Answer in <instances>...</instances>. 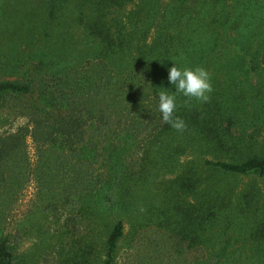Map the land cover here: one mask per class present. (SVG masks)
I'll use <instances>...</instances> for the list:
<instances>
[{"label":"trees","instance_id":"16d2710c","mask_svg":"<svg viewBox=\"0 0 264 264\" xmlns=\"http://www.w3.org/2000/svg\"><path fill=\"white\" fill-rule=\"evenodd\" d=\"M132 1L0 0V32L9 30V38L36 32L41 45L0 61V123L9 116L26 120L0 134V264H24L2 226L30 179L42 211L120 217L106 231L101 264H114L122 217L130 234L151 225L160 238L149 241L167 240L172 251L157 252L161 259L202 248L196 264H244L264 250V139L258 144L259 131L245 132L240 114L253 105L249 123L264 128V39L248 60L218 55L211 52L214 41L201 39L190 23L168 22L174 3L184 1L171 0L147 41L156 0H143L125 23L110 17ZM76 24L85 33L81 49L70 30ZM173 62L204 68L212 85L207 102L177 94L183 131L163 123L157 108L159 92L174 91L167 81ZM172 140L180 143L175 150L191 146L212 158L188 163L168 185L154 186L151 166L168 167L176 155L156 151L135 163V152ZM239 176L248 182L236 190L228 180ZM232 240L240 246L227 252ZM71 251L70 264H86V250Z\"/></svg>","mask_w":264,"mask_h":264},{"label":"rangeland","instance_id":"374dc122","mask_svg":"<svg viewBox=\"0 0 264 264\" xmlns=\"http://www.w3.org/2000/svg\"><path fill=\"white\" fill-rule=\"evenodd\" d=\"M9 0H1L5 5ZM143 0H133L123 8L113 11L112 16H117L125 23L127 14L136 11ZM154 2V0H153ZM171 0H156V6L152 12L153 24L147 32V41H150L155 27L164 21L169 12ZM116 13V14H115ZM183 20L193 25L198 36L211 43L212 51L219 53H229V55L241 54V56L252 55L258 47V42L264 39V0H184L175 2L172 16L169 23L180 25ZM81 26L74 25L70 28L74 36L78 38L77 48L81 49L82 42L86 41L85 33ZM138 32V31H136ZM9 30L0 32V61H4L8 53L27 52L31 48L36 49L38 35L33 33L32 37L21 35L9 38ZM28 53V52H27ZM215 54V53H214ZM255 76L252 75V80ZM256 85V82H249ZM264 94V85L262 86ZM242 108V107H241ZM243 126L247 134L259 131L255 141L263 144L264 128L257 129L250 125V119L256 116L254 106L247 104L241 111ZM8 121L0 123V134L7 131L12 132L25 124L22 117H7ZM27 154L31 161L34 158L33 148L27 136ZM184 144V143H182ZM180 146L176 140H172L168 146L143 148L140 152H135L134 162L147 161L156 155L157 152H173L176 157L168 167L163 164L152 165L150 179L154 186L168 185L188 163L201 161L203 157L212 158L211 155H198L191 146H186L183 150H175ZM154 148V150H153ZM137 165V164H136ZM138 166V165H137ZM260 183V179H256ZM236 190L241 189L244 183L248 182L247 176H239L228 180ZM35 184L30 179L25 182L21 190L16 194V200L11 205L7 213L6 220L2 228L4 233L14 240L13 249L16 254L22 256L24 264H70L73 253L71 250H86V264H101L104 259L103 249L106 238V231L111 224L120 218L116 214H109L102 220H98L87 210L80 215L77 210L70 212V209L59 207L58 210L47 208L44 211L35 208ZM191 199V197H189ZM70 207V206H68ZM71 208V207H70ZM123 237L119 240L114 264H152L155 260H160L157 252L164 253L172 251L166 239H160L157 244L149 241L153 237L155 241L160 238V234L153 230V226H148L136 234H130L131 225L126 217H122ZM157 232V233H155ZM130 234V235H129ZM155 238V239H154ZM172 246V244H169ZM231 249L240 246L239 242L230 241ZM156 250V251H155ZM202 248L198 250H186L183 254L177 255L176 259H169L167 255L155 264H196L198 257L202 256ZM160 255V254H159ZM244 264H264V250L258 256Z\"/></svg>","mask_w":264,"mask_h":264},{"label":"clouds","instance_id":"9594fccd","mask_svg":"<svg viewBox=\"0 0 264 264\" xmlns=\"http://www.w3.org/2000/svg\"><path fill=\"white\" fill-rule=\"evenodd\" d=\"M167 73L168 84L174 88V91H160L157 108L161 114L163 123L170 125L177 131H183L186 125L183 119L176 115L177 94L183 95L186 98H195L201 102H207L209 100V93L212 92L210 76L207 70L202 67L181 68L174 62L167 69Z\"/></svg>","mask_w":264,"mask_h":264}]
</instances>
